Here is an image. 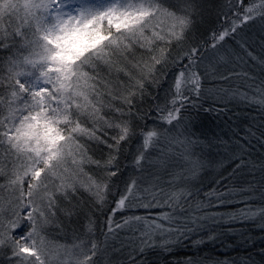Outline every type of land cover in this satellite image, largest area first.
I'll return each instance as SVG.
<instances>
[{
  "label": "trees",
  "instance_id": "16d2710c",
  "mask_svg": "<svg viewBox=\"0 0 264 264\" xmlns=\"http://www.w3.org/2000/svg\"><path fill=\"white\" fill-rule=\"evenodd\" d=\"M233 1L237 11L224 17L219 8L203 12L208 16H203L201 26L178 36L166 32L162 16L152 9L129 35L127 27H117L106 18L94 22L96 30L71 32L60 58H72L71 78L84 74L91 82V97L114 108L115 118L113 126H98L96 116H77L73 109L79 107L78 98H70L68 91L69 103L59 109L61 115L71 114L61 143L70 144L74 155L58 161L57 167L22 149L14 130L20 117L24 120L21 115L34 110L26 104V78L38 77L65 46L56 48L50 35L55 21L49 0H0V197L9 189L15 196L14 204H0V264H36L19 252L23 243L12 226L13 219L21 217L24 199L35 200L33 187L49 184V168L95 176L109 171L108 186L120 192L128 173L140 164L149 175L145 180L152 185L151 196L133 198L135 206L144 213H163L175 234L179 229L185 232L178 233L175 246L163 251L144 248L134 258L130 255L135 250L112 252L115 264H264V28L255 30L253 22H248L219 39L226 22L252 0ZM249 32L256 36V45L248 42ZM180 72L187 75V84L178 92L172 79ZM146 73L153 76L138 81ZM207 76L216 80L209 81ZM96 78L105 85L95 86ZM210 85L215 87L211 94ZM107 86L115 91L110 96H105ZM228 88L231 92L224 95ZM131 92L141 101L130 99ZM175 100L170 109L175 108L176 114L163 121L160 114ZM177 124L190 130L185 142L166 140V132L172 133L166 127ZM158 128L165 132L158 133ZM148 134L152 135L147 140ZM223 150L227 157L213 168L212 157L214 162L222 158ZM187 156L210 160L194 169L180 162ZM135 160L140 163L133 167ZM39 175L43 181H37ZM102 190L107 192V207L115 193L111 197L105 184ZM31 218L33 229L41 226L34 221L33 208ZM105 238L102 235L89 264L106 263L98 253Z\"/></svg>",
  "mask_w": 264,
  "mask_h": 264
},
{
  "label": "rangeland",
  "instance_id": "374dc122",
  "mask_svg": "<svg viewBox=\"0 0 264 264\" xmlns=\"http://www.w3.org/2000/svg\"><path fill=\"white\" fill-rule=\"evenodd\" d=\"M147 2L148 4L146 3L145 5L143 0H49L50 10L55 21L54 31L50 35L55 44H57L56 48L61 45L65 47L57 50L56 56L46 65L38 77L31 79L28 76L23 84L27 94L25 96V99L28 100V103H26L27 107H32L34 110L28 115H21L24 120H21L20 117L18 124L15 126L14 135L17 130V141L20 142L22 149L33 151L31 154L34 153L37 158L44 159L46 163L53 161L51 165H56L57 167H60L61 163L58 161L73 157L74 151L70 144L61 143L62 133L66 130L67 125L70 124L69 118L71 114L69 116L61 115L59 109L60 107H67L69 103L68 91H70V98L73 96L78 98L79 101L77 105L79 107L73 109L74 114L82 116V118L84 114L96 116L97 120L95 119V122H97L98 126L114 125V108L107 107L100 101V98L91 97V82L86 79L84 74L80 73L78 77L71 78L70 62L72 58H60L62 53H66L67 42L64 40L68 38L71 32H75L78 29L83 30L85 33L90 32L92 29L96 30V27L93 26L94 22H100L106 18L117 27H127L129 35L131 31L133 32L136 29L135 26L149 12H152L150 11L152 9L158 12L157 15L162 16V21H165V27L167 28L166 32H169V35L178 36L184 31L194 30L195 27L201 26L203 16H208L203 12L210 13V11H215L219 8L221 16H227L237 11L233 0H148ZM261 3H264V0H252L245 4L242 12L226 22L218 38L229 36L236 28L248 22H253L252 27L255 30L261 26L264 28V8ZM246 28L245 31H248L250 25ZM95 35L98 34L95 33ZM246 37L248 42L250 41L251 44L256 45L255 35H250L249 32ZM237 41L241 42L239 39ZM83 49L84 43L79 47V51L83 52ZM68 54L70 55L69 50ZM152 76L146 73L138 81L145 82ZM157 78L160 79V76H157ZM186 78L187 75L184 72H180L172 79V85L178 92L187 84ZM207 79L209 81L216 80L210 76H207ZM94 82L95 86L103 87L105 85L104 82L97 78ZM141 82L137 84L141 85ZM208 87L209 93H214V85ZM113 92H115L113 88L107 86L105 96H110ZM230 92V88H228L223 91V94L226 95ZM136 96L134 92H131L129 98L141 101L139 100L140 96ZM88 100L92 101H89L91 105L84 111L83 107ZM176 100L180 101V98ZM176 100L160 114L162 116L160 118L163 121L176 114L175 108L173 111L170 109V107H175ZM54 103L58 104L57 107ZM37 104L41 108L40 110L37 109ZM36 109L38 111H35ZM107 113H109V120L106 118L108 116ZM77 128L81 129L82 126ZM166 128L172 132H166V140L169 137L180 142H185L184 135L190 131L187 127L184 128L180 124ZM81 130L84 133H88L85 128ZM161 130L165 132L164 128H160L158 133H161ZM151 135H147V140ZM223 155L225 157L216 159L215 162L212 157L211 162L214 164L211 163V165L213 168L215 165L222 164L227 157L224 150ZM207 158L210 160V157ZM205 159L187 156L181 158L182 161L180 162H187L192 168L198 169ZM137 161L135 160L132 163L133 167L138 166L140 162ZM141 163L146 164L147 162L141 160ZM141 167L140 164V168L138 166L135 168L136 170L128 173L124 184L125 189L123 188L120 192L113 189L112 186H108L110 185L108 180L112 175L109 171L95 176L85 174V171L74 173L64 169L57 173L49 168V184L41 189L33 187L34 194H31V187L29 190L27 189L25 193L34 195L35 200L31 203V199L24 197L21 217L20 219H13L12 231L16 230L15 233L23 243L19 252L25 257L34 259L36 264H89L91 257L97 253L98 247L101 245L103 235L106 238L102 243V248L106 253L103 249L98 253L106 262L105 264H115L116 262L113 261L115 255L112 252L124 250H129L130 252L135 250L130 255V257L134 258L136 255V257L140 256L145 250L144 248L163 251L170 246H175L178 233L180 236L185 231L179 229V232L175 234L169 227L171 220H167L162 215L163 213H153L152 211L144 213L145 210L138 209L133 202V198L151 196L149 187L152 185L145 180L149 175H145L146 172L144 170L146 169ZM157 169L163 172L160 168ZM135 173L140 176L135 177ZM47 176L48 173L44 177ZM43 180V175H39L37 181ZM99 180L101 183H99ZM104 184L107 186L110 196L112 191L115 193L114 199H112L113 202L109 201L107 207L105 205L107 192L102 190ZM11 191L13 190H6L0 197V204L3 207L15 203V196L10 193ZM39 192H42V197ZM83 198L86 200H83ZM32 208L34 221L41 225L40 227L36 225V229H33L31 224ZM104 208L107 214L101 218ZM148 209L150 208H147L146 211ZM0 223L1 228L3 226L1 217ZM28 225L31 226L30 230L28 232L23 230L24 233H22L20 229L22 227L26 228ZM41 231H43L42 234ZM112 248H115V250H112Z\"/></svg>",
  "mask_w": 264,
  "mask_h": 264
}]
</instances>
